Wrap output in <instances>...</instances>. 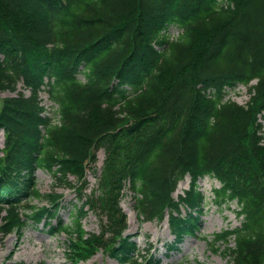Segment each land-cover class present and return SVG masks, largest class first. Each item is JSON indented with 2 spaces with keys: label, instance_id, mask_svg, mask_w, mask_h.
Instances as JSON below:
<instances>
[{
  "label": "trees",
  "instance_id": "16d2710c",
  "mask_svg": "<svg viewBox=\"0 0 264 264\" xmlns=\"http://www.w3.org/2000/svg\"><path fill=\"white\" fill-rule=\"evenodd\" d=\"M170 24L184 29L173 40L163 33ZM81 65L85 80L78 77ZM45 77L60 105V126L40 115ZM21 79L32 89L29 96L1 95ZM254 79L246 104L224 100V85ZM262 109L264 0H0V127L6 133L0 233L45 220L52 233L78 234L68 254L76 262L103 247L123 264H159L133 258L136 242L124 236L128 223L120 206L125 181L143 216L169 211L181 240L194 236L206 203L197 180L213 174L222 183L214 203L236 200L243 216L240 226L217 233L213 245H228L236 264H264ZM101 147L106 158L98 187L87 194V166ZM37 168L77 190L81 205L71 212L73 224L58 214L63 194L37 186ZM187 173L191 188L177 200L173 192ZM90 210L100 217L101 233L85 236L81 220Z\"/></svg>",
  "mask_w": 264,
  "mask_h": 264
},
{
  "label": "rangeland",
  "instance_id": "374dc122",
  "mask_svg": "<svg viewBox=\"0 0 264 264\" xmlns=\"http://www.w3.org/2000/svg\"><path fill=\"white\" fill-rule=\"evenodd\" d=\"M18 89H20L18 85ZM10 92L5 95H10ZM234 99L245 103L249 99V92L242 90L237 94H232ZM105 157L104 150L98 152V161L96 163L98 172ZM95 167H89L88 180L90 187H96L97 178L94 173ZM38 185L43 192H48L52 188L65 195V205L61 210L63 219L70 222L69 211L73 208L72 202L77 201L76 193L70 188H62L57 185L54 177L48 172L39 170L37 172ZM75 180V179H74ZM190 178L187 177L179 184L176 192L181 193L183 189L189 187ZM201 188L208 196H213V189L220 185V182L211 176H206L199 182ZM90 191V189H88ZM121 204L129 216V229L126 232L134 236L137 241L139 257L145 255H154L161 257L163 264H236L226 252L225 246L220 250L212 249L213 237L216 232L228 225L235 226L239 220L235 214L237 205L232 203L228 208H219L209 203L202 217V224L197 238L188 237L180 248L169 251L170 257L167 258L163 252L166 251V244L173 241V235L170 232L168 217L162 222L158 220H141L133 208L134 196L129 188L125 189ZM87 231L100 232L99 219L92 212L83 219ZM208 239L209 241L207 242ZM69 237L65 234L52 235L44 225H28L22 235L12 233L7 236L0 234V264H72L67 258L69 250ZM79 264H120L111 254L99 249L92 258L82 261Z\"/></svg>",
  "mask_w": 264,
  "mask_h": 264
}]
</instances>
